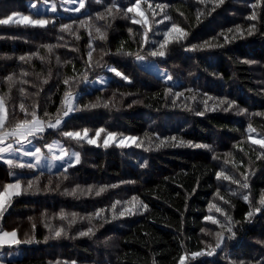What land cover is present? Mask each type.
<instances>
[{
  "label": "trees",
  "instance_id": "1",
  "mask_svg": "<svg viewBox=\"0 0 264 264\" xmlns=\"http://www.w3.org/2000/svg\"><path fill=\"white\" fill-rule=\"evenodd\" d=\"M29 1L32 0H0V18L23 13L33 19L54 20L44 28L0 25V96L5 97L8 120L23 118L24 114L19 111L21 102L26 106L38 104L39 114L47 111L54 120L62 107L65 91L70 89L72 94H77L75 105L82 110L64 118L59 130L46 131L76 147L81 156L80 163L69 167L67 173L64 168L54 171L14 168V175L13 168L0 159V191L3 185L17 179L26 185L28 180L38 178L40 189L14 197L0 219L2 230L12 214L13 229L17 230L18 237L33 241L7 247L0 254V260L4 264H55L56 261L179 264L184 253L205 249V242L214 245V237L205 235L201 229L219 230L205 221L208 215L225 222L215 210L208 211L209 204L216 203L235 222V236L226 239L213 256L189 258L186 264H240L241 261L264 264V210L246 218L249 211L259 206L256 201L264 192V157L258 158L264 149L247 140L249 124L264 135V115H254L264 113V55L255 50L257 45L264 47V0H260L255 9L251 5L257 0H225L215 11H211L213 5L200 4L198 0H149L153 8L156 4L168 5L165 12L154 19L148 4L142 2L141 7L152 23L146 44L141 43V25L133 24L122 13L107 21L95 18L97 12H104L113 3L124 8L134 0H103L102 4L86 0L81 12L58 14L34 11ZM155 11L160 13V9ZM198 11L205 13L199 22L196 19ZM253 12L257 20L250 21L247 17ZM165 14L171 20L158 23ZM89 16L92 25L106 32L105 40L93 39L97 36L94 27H80L79 39L60 31L62 24L86 20ZM172 23L189 33L186 39L170 45L163 58L149 56ZM251 24L256 25V30L248 35ZM237 26L243 30L242 36L235 32ZM76 27L74 25V29ZM129 29H132L131 34ZM229 29L233 32L229 33ZM221 33L228 35L230 42L225 43ZM233 35L237 38L231 39ZM90 41L96 47L93 62L100 59L101 49L109 53L103 56L100 66L93 63L91 68L86 63ZM205 41L223 46L189 50ZM45 45L56 47L48 53ZM122 45L123 52L118 53ZM125 52L133 55L123 54ZM33 53L39 56H33L27 63L19 59ZM136 53L145 56V61L156 63L172 79H165L143 66L135 59ZM40 56L46 59L42 61ZM110 68L126 74L132 82L122 80L109 71ZM25 72L27 76L22 75ZM103 74L109 76L108 87L162 89V99L158 104H131L125 94L107 98L100 86L91 84ZM9 75L17 80L12 88L6 80ZM70 77L74 78L71 85H65L64 79ZM22 80L29 83H20ZM20 88L26 89L27 96L21 95ZM177 93L183 95L177 98ZM208 97L214 99L208 100V110H205L203 101ZM220 99L234 101L236 107L224 111L226 105H220L213 111ZM106 103L108 107L103 106ZM90 104L100 106L84 108ZM239 109L247 112L239 114ZM197 111L204 115H196ZM100 127L124 136L139 137L143 146L105 148L102 138L99 147L86 142L77 144L60 134L61 131L89 128L93 130L92 135ZM172 136L209 147H173L171 144L157 147L161 140ZM225 160L231 162L225 163ZM220 171L238 179H242L240 173L246 174L249 189L218 180L216 173ZM77 186L85 190L91 187L93 191L69 195ZM101 187L107 190L97 196L95 191ZM217 192L230 203L219 200ZM232 192L237 195L233 196ZM246 194H250L251 204L243 199ZM133 196L148 206L147 211L140 208L136 215L119 217L123 202ZM118 200L122 203L117 206V216L113 218L111 205ZM99 209L105 210L100 217L91 221L83 219ZM61 212L66 213L68 219H60ZM72 213L77 214V219L70 224ZM89 227L94 234L79 235ZM60 228L67 234L56 238L54 232Z\"/></svg>",
  "mask_w": 264,
  "mask_h": 264
},
{
  "label": "snow or ice",
  "instance_id": "2",
  "mask_svg": "<svg viewBox=\"0 0 264 264\" xmlns=\"http://www.w3.org/2000/svg\"><path fill=\"white\" fill-rule=\"evenodd\" d=\"M50 0H43V3L45 5H48ZM67 3H72V4H78V7H75L73 11L79 13L81 12L82 9L86 7V0H65ZM143 3L148 4V9L152 11V17L153 19L155 18L156 15L162 14L165 12V9L168 7V5H162V4H156L155 8H153V5L149 2V0H134L132 4H130L127 7L121 8L118 4H111L110 6H107L104 10V12H97L95 14L96 20H105L107 21L109 17L115 18L117 14L122 13L123 16L127 19H130L133 24H138L141 25L143 28V34H142V44L148 43V34L149 32L152 31V23L149 20L148 15H146L145 11L141 9V5ZM200 4H211L213 7L211 8V11H215L217 7L222 5L225 0H198ZM260 0H257L256 4L251 5L254 9L258 6ZM96 3L102 4L103 0H96ZM30 7L32 9H37V3L33 2ZM155 9H160V13H157ZM48 11H51L55 13L57 11V6L54 2L50 4V7L48 8ZM132 14V15H129ZM205 13L202 11L197 12V21H200L201 16H203ZM181 16L184 15L183 12L180 13ZM139 17L137 19L136 17ZM248 20L250 21H255L257 20V14L256 12H253L251 15L247 17ZM171 20V17L168 15L163 16V20L159 21L158 23H163L164 21ZM92 17L89 16L86 20L82 19L79 22L77 21H72V23H66L62 24L60 26V31L61 32H67L70 35H73L76 37V39H79V36L77 35L78 29L80 27H94L95 33L97 34L96 37H93V39L98 38L99 40H105L106 37V32L102 31L100 27H96L95 25L91 24ZM50 23H54V20H50L48 18H36L33 19L31 18V15H22L19 13H13L11 15H8L5 18H0V25H9V24H24L25 26H38L41 28H44L48 26ZM74 25H77V27L74 29ZM256 30V25L251 24L248 29H247V34L252 35L253 32ZM129 33H132V29L128 30ZM229 33L233 32L232 29L228 30ZM236 33H240V35H243V30L237 26L235 29ZM188 32L180 27L176 23H172L170 27H168L164 32H163V39L159 42L158 46L153 48L148 55L152 57H165L168 54L169 46L174 44V43H180L186 37L188 36ZM221 35L224 37L225 43L230 42L229 36L221 33ZM89 36L92 37V32L89 30ZM63 39V37H60ZM237 37L233 35L231 39H236ZM223 45H218V44H213L211 41H205L203 45H193L191 47L192 51L200 50L205 47H222ZM44 47L47 48L48 53L53 52V48L56 47L54 45H45ZM89 51L87 53V65L89 68L93 67V63H95L96 66H100V61L102 60L104 55L109 54L107 51L101 49L100 50V59H97L93 62V53L96 51V47L93 45V43L90 41L89 42ZM123 52V45L121 46V49H118V53ZM125 55H133L132 53H123ZM33 56H39V53H33L29 56H21L19 59L24 62H28L32 59ZM42 61H44L46 58L43 56L39 57ZM57 61L59 62V57L56 58ZM135 59L137 61H143L145 60V56L141 55L140 53L135 54ZM245 63H248L249 61H244ZM109 71L115 73L116 76L120 77L122 80L127 81L128 83H131L132 81L130 78L118 71L116 68H110ZM22 75L27 76L28 73L25 72ZM74 78H65L63 83L65 85H71L72 80ZM168 80H171L172 77L169 75L167 77ZM6 80L8 81L9 88H12L16 83L17 80L15 79L14 75H9L6 77ZM20 83L27 84L29 83L27 80H22ZM44 83H47V80L44 81ZM21 95L27 96V91L25 88H20L19 89ZM169 93H171V89L168 90ZM183 93H177L176 97L179 98L182 96ZM194 100L195 97H192ZM214 99L213 97H208L203 101L205 105V110L207 109L208 106V100ZM175 103V100L173 101ZM61 109L57 110V116L53 120L51 118V114L47 111L43 112V115L39 114V105L38 104H33L31 106H26L23 102L19 104V111L24 114L23 118L16 120L13 118L12 122H9L8 120V110L5 105V97L0 96V145H5L6 147H0V159H3V154L5 153H12L13 151H20L23 156H29L33 157L35 159V164L28 163H19L14 159H4V163L7 164L11 168H28V169H34L37 166L40 165L41 159H42V152L40 148H36L35 151H22L20 149H13V144L8 142V141H14L17 144H23V143H31L32 139H35L37 137L42 136V134L46 131V129H56L59 130L60 126L64 122V118L68 117L70 113H73L79 109L75 105V97L72 94L71 90H67L64 93V98L61 101ZM220 105H226L224 107V111H229L236 107L234 101H230L227 99H220L218 100V104L212 108V110H216L217 106ZM100 106L99 104H90L84 106V108H96ZM104 107H108V104H104ZM246 109H239V114H244L246 113ZM196 115L203 116L204 112L202 111H197ZM254 115H264V113H255ZM249 135L247 136V140L250 141L252 145H258L259 149H264V135L258 134L257 130L252 127L251 124L248 125L247 129ZM93 130L89 128H83L81 130H74V131H61L60 134L72 141H75L77 144H80L82 142H86L87 144L90 145H96V146H101V138H102V146L107 148L110 146L115 145L116 147L119 148H127L131 145H135L136 147H142L143 142L140 140L139 137L135 136H124L123 134L108 131L104 127H100L94 130V134L90 135ZM253 133H257V136L252 135ZM168 144H171V146L176 147V146H187V147H193V148H208V145H203V144H197L193 143L191 141H184L182 139H178L176 136H172L170 138H167V140H161L160 144L157 145V147L161 146H167ZM55 149L58 150L59 155H53L52 159L53 160H58V161H64L65 158H70L74 160V163H69L67 167L64 168V173H67L69 167H73L74 164H79L80 163V153L79 152H69L66 150L63 146L56 145ZM48 151L53 152L54 151V146H48ZM240 151H243L241 148ZM231 155V154H228ZM260 157H264V152L260 153ZM216 158V157H214ZM231 161L225 160V163H230ZM241 164L243 162L241 161ZM146 166V163L141 165ZM51 167V165H49ZM14 175V173H12ZM63 175V174H62ZM240 176L242 179H238L235 176L228 175L223 171L217 172L216 173V178L218 180H226L230 181L233 184H237L243 189H249L250 185L247 182L248 176L244 173H240ZM65 179H67V176H64ZM111 187H116V185H112ZM32 190H37L39 191L40 189L38 188V178L36 181L34 180H28L26 182V185L22 184L19 179H17L14 183H8L3 185V190L0 191V219H2L5 215V212L8 210V207L11 205L12 200L14 197H18L22 194H25L29 191ZM106 187H101L98 190L95 191V194L99 196L102 192L106 191ZM93 189L90 187L88 189H81L79 186L76 188L72 189L71 192H69V195H76L78 192L79 193H85L87 192L88 194H91ZM233 196L237 195L236 192L231 193ZM217 197L219 200L223 201L225 204L230 203V201L226 200L224 196L220 195L219 192H217ZM243 199L246 202L250 201V194L243 195ZM122 202L121 201H116L111 205V210L113 212V218H116L117 216V206L120 205ZM256 203L259 205L258 207H255L252 211H249L246 215V218H251L254 214L260 213L262 210H264V192H262L256 201ZM124 207L121 208L118 212L119 217H124L125 215H136L138 209L142 208L143 211H147L148 206L146 204H143L139 199L135 196L131 197L130 200L124 201L123 202ZM213 210H215L216 213H219L223 218L224 221L222 222L220 219L216 218L213 215H208L204 217L206 222H210L212 225H215L219 230L218 231H212L211 229H201V231L205 235H212L215 239L214 245L211 243H206V248L201 249L200 251H195L191 253H184L180 257L179 264H186V261L190 258L192 260H195L197 257L201 256H213L216 254L217 249H220L222 245L224 244L226 239H231L232 237L235 236V232L233 231V228L235 227V222L232 220V217L227 214L220 206H218L216 203H210L208 207V211L211 213ZM104 209H99L97 210L96 213L89 215L88 217H84L83 219H88L91 221L94 218L100 217ZM140 214H143L142 212ZM60 219H68V215L64 212L60 213ZM77 219V214L72 213L71 214V220L69 221L70 224L75 223ZM34 227V225H33ZM64 234L66 235L67 233L64 232L63 228H60L54 232V236L56 238H60L61 235ZM94 234V230L92 227H89L87 231H82L79 233L80 236H89ZM226 234H230L227 235ZM32 239H24L21 240L18 237L17 230H12V231H4L0 230V248H4L5 246L7 247H13V246H19L21 244H29L32 243ZM51 264V262H50ZM55 264H76L75 261H56ZM240 264H244L243 261L240 262Z\"/></svg>",
  "mask_w": 264,
  "mask_h": 264
},
{
  "label": "rangeland",
  "instance_id": "3",
  "mask_svg": "<svg viewBox=\"0 0 264 264\" xmlns=\"http://www.w3.org/2000/svg\"><path fill=\"white\" fill-rule=\"evenodd\" d=\"M33 2L37 3V6H38L37 9H33V10L37 11V12H43V13L51 12V11H48V8L50 7V4L52 2H54L57 6V11L55 12L57 14L62 13V12H75V11H73V9L75 7H78V4L67 3V2H65V0H59L58 2L50 0L48 5H45L43 3V1L32 0V1H29V4L31 5ZM141 9H142V7H141ZM19 14L26 15L23 13H19ZM137 18L139 19L138 16H137ZM255 50L257 52H259L260 54L264 55V47L257 45V46H255ZM140 62L143 66L155 71L157 73V75H159L161 77L163 76V77H165V79H167V77H168L167 72L164 69L160 68L156 63L145 61V60L140 61ZM108 81H109V76L103 74V75L97 77L96 79L92 80L91 84L100 86L103 89L104 95L107 98L120 97L124 94L127 95L129 97V102L131 104H139V103H145V102L158 104L161 101L162 96H163V92H162L163 90L162 89H158V90H154V91H145L144 89L136 88V87H134V88L133 87H126V86L108 87L107 86ZM73 95L76 98L77 94H73ZM50 132L51 131L48 130V131H46V134H42V136L37 137L35 139H32L31 143L17 144L14 141H8V142L13 144L14 150L20 149L22 151H29L30 152V151H35L36 148L41 149V152L43 154L42 159H41V163L39 166H37L34 169H41V170H45V171H54V170L59 169V168L67 167L69 163H74V160L70 159V158H65L64 161H58V160L52 159L53 155H59L58 150L55 149L56 145L63 146L70 153L71 152H79L80 153V151L76 147L67 144V142L64 141L63 139H61L60 137L50 136V134H51ZM257 133H253L252 135L257 136ZM257 138H259V137L257 136ZM50 145L54 146L53 152L48 151V146H50ZM0 147H6V144L0 145ZM80 156H81V154H80ZM4 159H14L17 162L24 163V164H28V163L35 164V159L33 157L23 156L20 151H13L12 153H5V154H3L2 160H4ZM49 165H51V167H49ZM22 169H26V168H22ZM22 169H19V170H22ZM16 170H17V168H16ZM13 173H14V168H13ZM14 182H15V180L12 181L11 183H14ZM9 216L14 217L12 214H10Z\"/></svg>",
  "mask_w": 264,
  "mask_h": 264
},
{
  "label": "crops",
  "instance_id": "4",
  "mask_svg": "<svg viewBox=\"0 0 264 264\" xmlns=\"http://www.w3.org/2000/svg\"><path fill=\"white\" fill-rule=\"evenodd\" d=\"M13 223H14V218L9 216V218H7V220H6V224L8 226L6 225L5 228H3L2 230H4V231H12V230H14L13 229ZM6 250H7V246H5L4 248H0V254H3L4 251H6ZM0 264H4V263L0 260Z\"/></svg>",
  "mask_w": 264,
  "mask_h": 264
}]
</instances>
